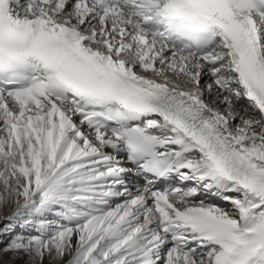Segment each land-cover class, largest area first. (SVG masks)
<instances>
[{
	"label": "snow or ice",
	"instance_id": "snow-or-ice-1",
	"mask_svg": "<svg viewBox=\"0 0 264 264\" xmlns=\"http://www.w3.org/2000/svg\"><path fill=\"white\" fill-rule=\"evenodd\" d=\"M0 264H264V0H0Z\"/></svg>",
	"mask_w": 264,
	"mask_h": 264
},
{
	"label": "bare ground",
	"instance_id": "bare-ground-1",
	"mask_svg": "<svg viewBox=\"0 0 264 264\" xmlns=\"http://www.w3.org/2000/svg\"><path fill=\"white\" fill-rule=\"evenodd\" d=\"M9 258H10V256H6V257H5V259H9Z\"/></svg>",
	"mask_w": 264,
	"mask_h": 264
}]
</instances>
